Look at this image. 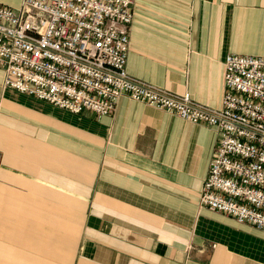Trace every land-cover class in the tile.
<instances>
[{
  "label": "crops",
  "instance_id": "obj_1",
  "mask_svg": "<svg viewBox=\"0 0 264 264\" xmlns=\"http://www.w3.org/2000/svg\"><path fill=\"white\" fill-rule=\"evenodd\" d=\"M0 3L19 10L23 0ZM133 3L126 68L136 79L217 109L226 57H264V0ZM4 78L0 67V264H264V230L199 206L213 128L128 96L112 115L72 114ZM65 198L80 219L68 257Z\"/></svg>",
  "mask_w": 264,
  "mask_h": 264
},
{
  "label": "built area",
  "instance_id": "obj_2",
  "mask_svg": "<svg viewBox=\"0 0 264 264\" xmlns=\"http://www.w3.org/2000/svg\"><path fill=\"white\" fill-rule=\"evenodd\" d=\"M133 0L0 3L3 87L72 114L112 115L123 96L215 130L201 207L264 230V57L229 54L220 108L129 75Z\"/></svg>",
  "mask_w": 264,
  "mask_h": 264
},
{
  "label": "rangeland",
  "instance_id": "obj_3",
  "mask_svg": "<svg viewBox=\"0 0 264 264\" xmlns=\"http://www.w3.org/2000/svg\"><path fill=\"white\" fill-rule=\"evenodd\" d=\"M67 198L64 199V205H65V210H64V226H63V232L61 237L63 236V242H64V254L65 257L67 256V253L71 256L72 254V249L70 250L69 248L72 247L74 245V243L76 242V238H77V233H78V229H79V225H80V219L77 217V210L75 211V203L67 201ZM199 206L201 207L200 204V198H199ZM202 208V207H201ZM2 209V210H1ZM7 209V203L6 202H2L0 203V214L1 213H6L5 210ZM4 210V211H3ZM34 213V211H33ZM8 218H1L0 220V225L3 224H7ZM41 222H42V226H44L43 221H41V219H39V217H33L32 219V230L33 227H35L36 229H41ZM23 223V218L20 221V225ZM23 234H20L19 236L21 237V241H24V237L22 236ZM29 236V235H28ZM44 236L42 233H36L33 234L32 233V245L33 247L35 245H39L41 244L44 249L45 246L47 247V242L44 240ZM55 234H51V239H50V235H49V242H54L55 241ZM3 242L5 244H8V239L4 238L2 239ZM51 240V241H50ZM49 249V248H48ZM46 250L47 253V257L49 258H54L55 257V252L53 250ZM30 254H35L34 251L32 250V252H30Z\"/></svg>",
  "mask_w": 264,
  "mask_h": 264
}]
</instances>
